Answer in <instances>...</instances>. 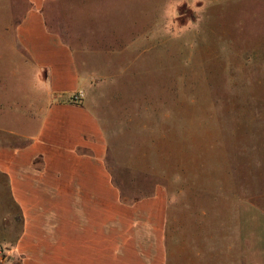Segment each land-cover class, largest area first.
I'll return each instance as SVG.
<instances>
[{"label": "rangeland", "instance_id": "1", "mask_svg": "<svg viewBox=\"0 0 264 264\" xmlns=\"http://www.w3.org/2000/svg\"><path fill=\"white\" fill-rule=\"evenodd\" d=\"M24 7L9 4V26ZM43 9L81 52L112 174L129 195L166 189L174 264H264V0H49ZM14 47L18 85L27 55ZM3 73L0 90L14 77ZM2 180L0 264H20L8 257L16 232Z\"/></svg>", "mask_w": 264, "mask_h": 264}, {"label": "crops", "instance_id": "2", "mask_svg": "<svg viewBox=\"0 0 264 264\" xmlns=\"http://www.w3.org/2000/svg\"><path fill=\"white\" fill-rule=\"evenodd\" d=\"M23 1L22 16L9 26L13 0H0L1 78L14 76L0 90L1 188L16 232L8 257L20 264H174L166 189L129 195L120 185L102 120L88 102L80 51L47 25L49 0ZM16 42L28 68L18 85Z\"/></svg>", "mask_w": 264, "mask_h": 264}]
</instances>
